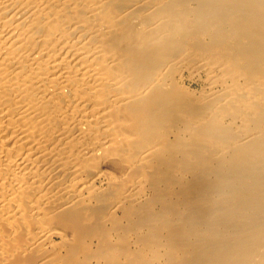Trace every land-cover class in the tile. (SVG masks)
I'll return each instance as SVG.
<instances>
[{
	"label": "bare ground",
	"instance_id": "obj_1",
	"mask_svg": "<svg viewBox=\"0 0 264 264\" xmlns=\"http://www.w3.org/2000/svg\"><path fill=\"white\" fill-rule=\"evenodd\" d=\"M0 264H264V0H0Z\"/></svg>",
	"mask_w": 264,
	"mask_h": 264
}]
</instances>
